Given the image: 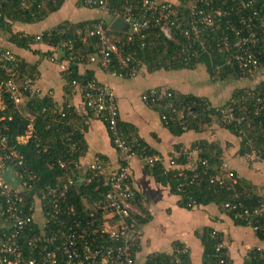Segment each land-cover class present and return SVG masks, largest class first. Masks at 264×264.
I'll return each mask as SVG.
<instances>
[{
  "label": "built area",
  "instance_id": "1",
  "mask_svg": "<svg viewBox=\"0 0 264 264\" xmlns=\"http://www.w3.org/2000/svg\"><path fill=\"white\" fill-rule=\"evenodd\" d=\"M33 1L20 0V6L27 8ZM185 1L188 4V14L182 19L175 3L125 0L114 14L116 17H121L128 26L120 42L107 34L104 28L105 21L100 18L96 22L76 26L72 30V37L66 43L62 39L53 47L59 50L65 44L75 41L86 43L89 39L95 38L94 50L90 52L82 50L80 54L72 55L71 58L78 61L85 60L87 64H95L112 76L128 78L135 75L141 61L135 57V49H125L133 46L135 40L140 41L139 48L143 49L145 31L149 27L157 26L164 36L177 44L170 56L172 62L182 65L193 63L202 54L208 52V44L212 39L226 50L231 49L239 75L247 76L259 72V55L255 51L256 30L263 31L264 23L261 22L259 25L256 23L257 10L254 8V0ZM227 2H231V6ZM107 4L109 0H83V5L90 8L96 6L106 10ZM243 9L250 10L251 13L244 14ZM229 15H234L236 19H229ZM68 29V26L54 27L34 35H22L30 41L39 42L44 37L49 39L64 34ZM178 36H182L184 41L179 43ZM20 62L21 58L13 51L0 49V72L9 73L0 81V111L5 108V97L11 101L13 110H19L24 93L32 97L39 94L32 84L33 79L30 75L20 73ZM60 67L64 70V63ZM70 84L79 83L72 80ZM254 94L246 92L241 96L240 101L244 103L250 98L254 100L255 108H263L264 93L257 96ZM42 97L47 98L50 103L43 105L40 113L50 119L58 114L63 117L64 108L70 106L68 104L64 106V102L57 103L52 98L50 90H43ZM140 99L148 107L159 105L163 112L169 115L174 113L170 116V121L177 123L183 129L189 127L191 123L201 126L204 118V115L198 112L185 113L182 107L177 109L172 92L168 89L148 88L141 94ZM81 105L83 110L91 112L105 123L112 145L119 154L118 168L107 177L103 176V161L99 157H95L86 166L85 172L79 171L78 162L71 167L68 162L57 159L56 164L63 174L55 185L38 184V177L35 174L25 177L22 172L13 168L21 166L24 157L16 149L17 144L11 142L10 136L6 133L8 130L6 122L11 116L7 119L4 115L0 116V264H184L180 258L182 254L188 253L184 245L177 246L166 259H158L153 253L142 259L138 258L143 236L142 224L138 221L142 213L136 203V192L131 182L128 162L132 158H138L144 164H159L166 170V162L170 169L176 165L175 156L186 155L184 169H190L192 175L188 176L184 169H179L178 175L183 176L184 181L177 185L176 190L182 192L184 187L193 185L197 181L201 173L197 168L207 167V160L198 156V144L196 143L190 152L181 149L167 160L159 154H148L146 146H142L137 140H127L118 129L116 125L118 107L114 94L108 85L94 78L82 85ZM216 111L222 124L232 122L235 126L241 124L245 115L238 114L235 100L228 101ZM160 117L164 123H168L165 114ZM241 129L236 131L240 132ZM31 137H34V134L32 124L29 123L27 130L17 136L15 142L27 143ZM249 143L248 156L259 157L257 147L251 140L248 141ZM192 152L195 156L190 161L188 156ZM8 168L12 170L9 174L13 177L11 183L6 182L2 177L3 172ZM219 169L227 176V183L218 177L211 178L210 182L215 181L220 187H226L228 190L229 197L223 203V209L234 219L249 223L253 230L261 221L264 225V199L256 206H246L240 199L241 184L234 176L233 170L224 161ZM77 177H81L80 183H100L103 180V184L106 185L100 195L89 204L85 202L80 211L73 203L67 202L68 190L75 182L77 183ZM14 184L16 189L13 188ZM27 190H34L33 200L29 203L25 202L26 197H24ZM193 205L189 199L187 206ZM2 217H5L3 221ZM34 228L38 232H34ZM24 229L30 234L25 241L31 253L27 257L22 255L19 241V235ZM216 235L215 231L211 232L213 238ZM223 247L222 241L215 244L217 251Z\"/></svg>",
  "mask_w": 264,
  "mask_h": 264
},
{
  "label": "crops",
  "instance_id": "2",
  "mask_svg": "<svg viewBox=\"0 0 264 264\" xmlns=\"http://www.w3.org/2000/svg\"><path fill=\"white\" fill-rule=\"evenodd\" d=\"M169 1L175 3L177 7L180 5L177 0ZM184 5L187 10V2ZM100 18L105 21L108 28L116 16L112 19L106 10L86 7L79 0H65L56 11L47 14L40 21L33 23L7 21L12 28L11 32L34 35L62 23H77ZM3 32L4 30H0V49L7 48L13 51L28 66L33 67L34 73L29 75L39 94L32 97L24 93L22 107L25 115L29 120L35 117L37 114L34 112L36 114L34 116L28 111L26 102L30 99L42 98L43 90H50L52 98L57 103L64 102L76 109L77 126L80 122L85 125V127L78 126L81 128L85 143V151L78 160L79 171L85 172L86 166L95 157H99L103 161V176L107 177L114 172L119 165V154L111 144L104 122L83 110L82 86L70 84L64 76L70 60L75 59H62L60 50L42 41L31 45L30 50L18 48L8 41L7 33ZM53 57L57 59L52 60ZM199 59L200 57L183 67L153 70L147 69L142 63L136 69L135 75L128 78L107 74L97 65L85 63V60H76V62L78 73L89 72L92 75L91 79L94 78L109 86L117 103L119 120L130 127L129 135L142 140L152 154H159L167 160L181 149L190 152L198 141L214 142L221 147L222 160L239 178L241 184L239 188L248 195L264 198V159L248 156V151L242 148L241 139L230 132L225 125H220L216 111L228 101H236L234 96L236 91L243 88L253 90L252 88L260 82V77L258 74L247 76L230 74L223 77L218 70L214 71L210 68L211 64L201 62ZM62 63L64 70L60 67ZM148 88L171 89L180 95H191L202 99L204 105L199 106L198 109L193 106L189 110L204 115L201 126L198 129H184L180 134L171 132L168 124L160 117V106L148 107L141 101V94ZM189 111L184 110L185 113ZM194 156L193 152L189 154L190 161ZM176 157L178 156H175V159ZM128 164L131 182L136 192V203L142 204L149 215V219L142 224L143 236L138 250L139 259L150 253L168 255L173 250L174 244L179 243L188 250L186 264H202L203 246L198 233L205 227L220 235L230 264H244L245 258L255 248L264 251V240L257 237L249 223L237 222L214 202L205 205L196 204L190 208L183 207L179 204L178 195L170 191L168 184L157 181L146 170L141 160L132 158ZM165 167L169 169L167 162ZM184 168V164L179 163L170 167V169ZM77 178V183H80L81 177Z\"/></svg>",
  "mask_w": 264,
  "mask_h": 264
},
{
  "label": "trees",
  "instance_id": "3",
  "mask_svg": "<svg viewBox=\"0 0 264 264\" xmlns=\"http://www.w3.org/2000/svg\"><path fill=\"white\" fill-rule=\"evenodd\" d=\"M35 1V2H34ZM31 6L27 8H23L20 6V0H0V30H4L7 33L8 41L14 44L18 48L28 49L33 41L28 40L22 35V32H10V23L7 21H21L26 23H33L42 20L47 14L56 11L65 0H34ZM83 4V0H79ZM128 1H137V0H128ZM140 1V0H138ZM156 2L165 3H173L169 0H155ZM180 2L179 13L182 19L187 17V10L184 8L186 4L185 0H177ZM125 0H109V4L106 5V13H108L113 19L115 16V12L118 11L120 6L124 4ZM229 6H231V2H227ZM93 8H96L94 6ZM254 8L257 10L256 15V23H264V0H254ZM244 10V14L251 13L250 10ZM229 19H236L234 15H229ZM99 19L85 20L77 23H62L57 25L56 27H65L68 26L69 29L64 32V34L52 36L49 39L43 38L41 41L47 43L50 46H55L57 42L62 39L66 43L69 38L72 37V30L76 26H80L86 23H91L93 21H98ZM104 28L106 29L107 34L112 35L118 41H121L122 36L124 34L118 31H111L107 29V24H104ZM52 33L54 31L52 30ZM179 43L184 41L182 36L177 37ZM145 45L143 49L139 48L140 41L135 40L133 46H129L125 50H136L135 57L140 59V64L144 65L147 69H159V68H178L180 66H184L178 62H172L169 60L173 50L176 48V42H173L171 39L164 36L159 27H149L145 31ZM209 50L207 53H204L200 56L199 61L207 62V64H211L212 70H218L220 76L226 77L230 74H238L233 56L230 50H226V48L221 47L216 44L214 40L208 44ZM96 48V39L91 38L86 43H81L78 41L72 42L70 44H65L64 47H60V53L62 54V59H70L72 55L80 54L82 50L86 52H90ZM255 51L259 55V72L258 75L260 77L259 83L253 90H248V88H243L235 92L234 96L236 97V111L244 115V119L241 124L235 126L232 122L228 124H222L218 117V121L220 125H225V127L232 132L235 136L241 139L242 148L246 151L249 149L248 141L251 140L254 145L258 149V156L260 159H264V106L263 108H255L253 106L254 100L248 98L242 103L240 98L246 92L255 93L254 95H260L264 93V30L260 31L256 30V45ZM200 54V52H198ZM46 55V54H45ZM209 57V58H207ZM73 59V58H71ZM210 59V60H209ZM211 62V63H210ZM191 64V63H190ZM78 63L76 60H70L67 70L64 73V76L67 81H76L80 84V86L84 85L87 80L92 78L91 73L86 72L83 74L78 73L77 66ZM20 73H28L33 74V67L28 66L21 59L20 65ZM9 75L8 71L0 72V81L6 78ZM241 76V75H240ZM158 89V88H157ZM172 92L173 99L178 108H183L185 111H189L191 107H195L198 109L199 106L204 105L205 102L202 99L196 98L194 96L189 95H180L174 92L171 89L168 91ZM248 90V91H247ZM50 103L47 98L42 97L39 99H30L26 102L25 106L32 112H35L37 115L31 120L24 113L22 105L19 106V110H13V105L8 97H5V108L0 111V116L4 115L6 119L10 117L6 122V126L8 130L6 133L10 136L11 142L16 143V149H18L24 157V162L21 166L13 167L14 170L18 172H22L25 177L29 174H35L37 178V182L40 185L51 184L55 185L58 182L60 176H62V171L59 166L56 164L57 159H62L68 162L69 166H73L74 163L78 162L79 158L83 155L85 151V143L83 140V135L81 128L85 127V125L80 122L77 126L76 119L78 118V114L76 109L73 106L65 107V114L63 117H60V114L55 118L52 117L47 118L40 113L41 107L45 104ZM64 106H66L64 104ZM87 112V111H86ZM91 114V112H87V114ZM85 114V113H83ZM165 114L167 116V124L169 129L174 134H180L184 130L177 123H172L170 121V116L172 114H168L167 112H163L161 110V115ZM174 115V113H173ZM172 115V116H173ZM77 117V118H76ZM100 119V118H99ZM163 122V121H162ZM32 124V130L34 137H31L27 143H17L15 142V138L21 134H23L27 130V125ZM105 124V123H104ZM219 124V123H218ZM117 127L127 140H137L142 146L144 145L143 141L138 139L135 136L129 135L131 129L126 124L117 119ZM106 127V125H105ZM200 126H197L194 123L188 128L198 129ZM241 129L240 132H237V129ZM136 141V142H137ZM13 144V143H12ZM112 144V141H111ZM199 146L198 156L202 159L207 160V167L201 169L197 168V171L201 172L197 181L193 185H189L188 187H184L182 192L176 190V187L179 183L184 181L183 176H179V169H166L164 170L159 164H144L146 170L151 173L157 181H162L169 185V189L172 193L178 195L179 204L183 207L190 208L187 206L188 200L190 199L192 204H201L205 205L210 202H214L223 208V203L228 200V190L226 187H220L217 182H210L211 178H222L227 183V176L220 171L219 167L221 166L222 160V151L219 144L214 142L207 141H198ZM113 146V145H112ZM114 148V147H113ZM115 149V148H114ZM116 150V149H115ZM146 152L148 154H152V152L147 149ZM176 163L185 164L186 163V155L176 157ZM185 173L188 176L192 175V171L190 169H184ZM203 171V172H202ZM65 172V171H64ZM234 172V171H233ZM234 176L236 173L234 172ZM238 178V177H237ZM238 181L240 182L239 178ZM106 185L103 184V180L100 183L93 182L90 184H86L84 182L77 184L75 182L74 185L70 186L68 190V201L69 203H73L77 210H81V206L86 203H90L91 200L97 198L100 193L105 189ZM13 188L16 189V184L13 185ZM34 190H27L24 193V197H26L25 202L29 203L33 200ZM239 196L243 204L248 207H253L259 204V201L263 200L260 196L256 195H248L243 192V189L239 188ZM84 198V199H82ZM138 208L141 210L142 216L139 217V223L143 224L149 219V215L147 211L142 208L139 204H137ZM5 217H2V221ZM239 223L246 224L243 221L236 220ZM28 228V227H27ZM38 230L34 228V232ZM212 230L208 227H205L198 233L200 237L201 244L203 246L202 251V264H230V260L225 254V246L220 251L215 249V244L219 241H222L220 235H216V237L211 236ZM255 234L260 240H264V225L263 221L259 222L257 228L254 230ZM29 231L24 229L20 237V247L22 250V255L25 257L30 256V249L26 246L25 241L29 237ZM177 246H181V244H174V248L170 254H158L156 255L158 259L168 258L174 251ZM181 260L184 264L188 261V253L182 254L180 256ZM222 260V262H220ZM244 264H264V251L256 250V248L250 251L247 258L244 260Z\"/></svg>",
  "mask_w": 264,
  "mask_h": 264
},
{
  "label": "water",
  "instance_id": "4",
  "mask_svg": "<svg viewBox=\"0 0 264 264\" xmlns=\"http://www.w3.org/2000/svg\"><path fill=\"white\" fill-rule=\"evenodd\" d=\"M109 30L111 31H122V32H126L128 30V26L127 24H125L122 20L121 17H116L111 24L108 27ZM32 115H36L34 112H32L31 110H28ZM12 172L11 168H8L5 170V172H3L2 177L3 179L8 182L11 183L13 181V177H11L9 174Z\"/></svg>",
  "mask_w": 264,
  "mask_h": 264
},
{
  "label": "clouds",
  "instance_id": "5",
  "mask_svg": "<svg viewBox=\"0 0 264 264\" xmlns=\"http://www.w3.org/2000/svg\"><path fill=\"white\" fill-rule=\"evenodd\" d=\"M40 42V41H39ZM36 42H34V44H35ZM33 45V44H32ZM5 49V48H4ZM7 49V48H6ZM252 74H258V72H256V73H252ZM249 75H251V74H249ZM248 91V90H247Z\"/></svg>",
  "mask_w": 264,
  "mask_h": 264
},
{
  "label": "rangeland",
  "instance_id": "6",
  "mask_svg": "<svg viewBox=\"0 0 264 264\" xmlns=\"http://www.w3.org/2000/svg\"><path fill=\"white\" fill-rule=\"evenodd\" d=\"M12 28H10V32H11ZM5 32V31H4Z\"/></svg>",
  "mask_w": 264,
  "mask_h": 264
}]
</instances>
